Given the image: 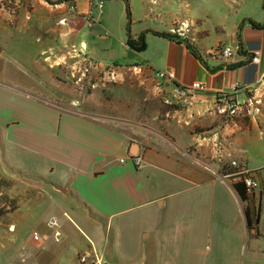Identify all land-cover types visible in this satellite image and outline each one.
Instances as JSON below:
<instances>
[{"label":"crops","instance_id":"obj_1","mask_svg":"<svg viewBox=\"0 0 264 264\" xmlns=\"http://www.w3.org/2000/svg\"><path fill=\"white\" fill-rule=\"evenodd\" d=\"M136 1L104 0L101 14L96 0L0 10V179L37 191L0 217V264H264V0ZM141 34L142 48L129 43ZM225 45L231 57L213 53ZM72 47L97 63L81 83ZM193 82L206 89L190 104L164 102ZM228 101L244 112L230 117ZM232 160L257 188L223 176Z\"/></svg>","mask_w":264,"mask_h":264},{"label":"built area","instance_id":"obj_2","mask_svg":"<svg viewBox=\"0 0 264 264\" xmlns=\"http://www.w3.org/2000/svg\"><path fill=\"white\" fill-rule=\"evenodd\" d=\"M7 5H6V0H0V10L5 8V7H10L9 3H11V0H7ZM103 3L104 0H96V5L98 8V13H102V9H103ZM87 19L89 20V26H93L95 24V19L93 16H91V14L88 15ZM214 54H219L222 55L224 57H231L234 53L232 47L230 46H223V47H218L216 49L213 50ZM69 54H71V66H69L70 68V72L71 75L75 78V80L78 83H81L83 78H89L92 71L95 69L97 63L88 55L81 53L80 49L77 47H72L70 49ZM42 56L43 59L51 64H54L53 62H51V55L48 54L47 51L42 52ZM253 62L257 63L260 61V53L259 51H256L253 53L252 55V59ZM62 63V61H61ZM59 63V64H61ZM64 63V62H63ZM105 75L106 77H108L110 80H115L117 77V73L114 67L112 66H108L105 69ZM158 76L160 77H173V72L172 71H161L157 73ZM234 88H236L234 86ZM205 90L206 87L204 84L200 83V82H193L190 86H183V85H179L175 88V96L173 98H166L165 99V103L171 106H177V105H188L190 104L194 97H195V90ZM244 105H238V104H232L231 102H227L226 103V110L229 113L230 117H236L240 114H242L244 112ZM247 106H252L253 107V112L254 113H258L259 112V108H258V101L254 100V99H248L246 102ZM250 115H253V112H250V110L247 111ZM219 150H217V152L215 153V160L218 162V164L220 165V167H224L226 166V161L224 162V157L222 154V148L219 145L218 146ZM122 161H124V159H122ZM134 164L135 166L139 169L141 168V164H142V159L140 156H137L134 158ZM228 166L232 167V169H234L233 172L231 173H227L224 174L223 176L225 177H229V176H234V177H238L239 180L238 181H242L245 186L247 191H252L253 189L257 188L259 186V182L257 181V179H255L252 175H250V170L242 167L239 165V163L235 160H232L230 162H228ZM49 225L51 227H55V228H59V222L57 217L52 216L49 219ZM54 237L56 239V241H59L61 238V232L56 229L55 233H54ZM32 237L34 240L36 241H40L44 238V236L42 234H40L38 231H33L32 233ZM48 238V236H45V239ZM21 256L22 259L24 261H26V259L29 256V250L27 248H23L22 252H21ZM80 261L82 264H85L87 262V257L86 256H82L80 258ZM33 264H37V263H33ZM91 264H95L94 262H92Z\"/></svg>","mask_w":264,"mask_h":264},{"label":"rangeland","instance_id":"obj_3","mask_svg":"<svg viewBox=\"0 0 264 264\" xmlns=\"http://www.w3.org/2000/svg\"><path fill=\"white\" fill-rule=\"evenodd\" d=\"M7 0H6V5H7ZM197 4V3H196ZM198 6H195L198 10H211V7L208 6V2L205 3H198ZM197 4V5H198ZM220 4V3H219ZM9 5H11L9 3ZM133 6H137V1L133 0ZM221 6V4H220ZM248 5L243 6V10H246ZM173 10V8H171ZM185 25V24H183ZM236 180H239L238 177H236ZM36 190H33V187L30 186L29 184L22 182L21 180L18 179H13V178H6V177H1L0 179V217H3L6 215L8 212H10L12 209H14L15 206L21 205L24 202L31 200L33 196L36 195ZM83 245L84 243L82 241ZM104 247V244H103Z\"/></svg>","mask_w":264,"mask_h":264},{"label":"trees","instance_id":"obj_4","mask_svg":"<svg viewBox=\"0 0 264 264\" xmlns=\"http://www.w3.org/2000/svg\"><path fill=\"white\" fill-rule=\"evenodd\" d=\"M128 9V12L130 13L129 11V8ZM248 21L253 25V26H259L260 24H257L255 23L253 20L251 19H248ZM156 34L160 35V36H164V37H171L173 39H178L179 40V36L177 34H172V33H168V32H155ZM144 34H141L139 36V39L138 40H134L132 35L129 36V43L137 48H142L143 46V36ZM191 46V45H190ZM196 52V51H195ZM244 184V183H243ZM240 194H243V191L240 189L241 185H236ZM245 186V184H244ZM246 187V186H245Z\"/></svg>","mask_w":264,"mask_h":264}]
</instances>
